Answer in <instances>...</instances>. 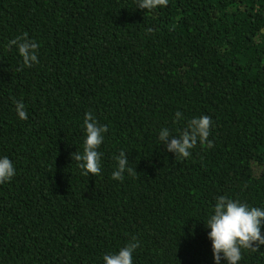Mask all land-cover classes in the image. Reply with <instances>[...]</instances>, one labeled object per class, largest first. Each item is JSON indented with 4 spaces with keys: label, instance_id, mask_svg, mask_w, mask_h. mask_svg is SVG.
Instances as JSON below:
<instances>
[{
    "label": "trees",
    "instance_id": "1",
    "mask_svg": "<svg viewBox=\"0 0 264 264\" xmlns=\"http://www.w3.org/2000/svg\"><path fill=\"white\" fill-rule=\"evenodd\" d=\"M152 29V31H149ZM38 44L23 66L11 40ZM14 101H22V120ZM182 113L177 120L175 113ZM107 126L101 173L84 176V119ZM212 120L188 158L161 144ZM123 151L129 165L112 179ZM0 264H215L218 197L264 209V0H0ZM195 226V227H193ZM264 234V228H262ZM238 264H264V246ZM220 264H227L221 259Z\"/></svg>",
    "mask_w": 264,
    "mask_h": 264
},
{
    "label": "clouds",
    "instance_id": "2",
    "mask_svg": "<svg viewBox=\"0 0 264 264\" xmlns=\"http://www.w3.org/2000/svg\"><path fill=\"white\" fill-rule=\"evenodd\" d=\"M168 0H137V8L152 11L158 7H166ZM152 31V29H149ZM13 45L18 47L20 56L23 58V66L31 67L33 63H38V44L29 40L27 33L23 37H17L9 42L8 47ZM18 116L22 120L28 118L25 106L22 101H14ZM177 120L182 118V113L178 110L175 113ZM86 139L84 141L83 153L79 151L71 153V158L77 162L84 176H98L101 173V153L98 151L103 143V133L108 131L107 126H98L92 113H88L84 119ZM212 127L211 117L203 115L193 118L188 122V126L178 137L170 135L167 128L159 133V140L166 146L170 153H175L176 158H188L191 155L197 142L207 144L209 148L213 146L209 140ZM118 162L117 170L112 173V179L123 180L125 170L129 173L133 171L128 167V155L121 151L115 158ZM16 174L13 162L8 157L0 158V184L9 182ZM210 228L209 238L212 241V249L215 264H220L221 259H226L227 264H238L242 259L241 249H251L257 251L260 246H264V209L249 207L246 203L234 201L226 196L217 198L214 214L204 222ZM195 227V226H193ZM139 241H130L127 246L121 248L117 254H106L103 257L105 264H133V252L139 247Z\"/></svg>",
    "mask_w": 264,
    "mask_h": 264
}]
</instances>
